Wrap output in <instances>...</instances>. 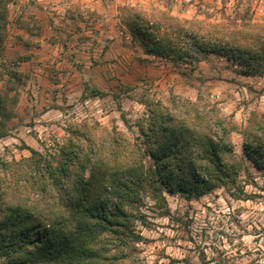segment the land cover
Masks as SVG:
<instances>
[{
    "label": "rangeland",
    "instance_id": "374dc122",
    "mask_svg": "<svg viewBox=\"0 0 264 264\" xmlns=\"http://www.w3.org/2000/svg\"><path fill=\"white\" fill-rule=\"evenodd\" d=\"M130 10L264 25V0H9L0 42V88L8 90L0 160L28 156V148L56 151L85 122L137 141L145 103L172 96H199L239 127L264 111V67L218 53L192 63L149 55L124 19ZM52 46L57 67L43 59ZM231 140L244 164L234 188L189 199L164 190V205L145 198L134 210L144 215L135 221L138 264H264V171L244 155L239 132Z\"/></svg>",
    "mask_w": 264,
    "mask_h": 264
},
{
    "label": "trees",
    "instance_id": "16d2710c",
    "mask_svg": "<svg viewBox=\"0 0 264 264\" xmlns=\"http://www.w3.org/2000/svg\"><path fill=\"white\" fill-rule=\"evenodd\" d=\"M8 1L0 0V42ZM124 19L149 55L192 63L218 53L249 69L264 67V25L179 19L156 10H130ZM7 97L0 88V110ZM145 105L137 141L85 122L56 151L28 148V156L0 160V264H138L135 221L144 215L134 210L145 198L164 205V190L189 199L234 188L244 164L232 132L264 171V111L251 112L239 127L199 96Z\"/></svg>",
    "mask_w": 264,
    "mask_h": 264
},
{
    "label": "crops",
    "instance_id": "0c3cea01",
    "mask_svg": "<svg viewBox=\"0 0 264 264\" xmlns=\"http://www.w3.org/2000/svg\"><path fill=\"white\" fill-rule=\"evenodd\" d=\"M57 50H58V47L57 46H52V48H50V51L49 52H46L43 56V59L44 58H47L48 59L50 58L51 60H49L50 62H54L55 61V66L57 67L59 64H61L62 62L58 61L56 56L57 55ZM58 85V84H57Z\"/></svg>",
    "mask_w": 264,
    "mask_h": 264
}]
</instances>
